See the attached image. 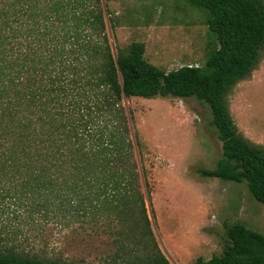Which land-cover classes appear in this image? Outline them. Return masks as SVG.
Here are the masks:
<instances>
[{
    "label": "trees",
    "instance_id": "obj_1",
    "mask_svg": "<svg viewBox=\"0 0 264 264\" xmlns=\"http://www.w3.org/2000/svg\"><path fill=\"white\" fill-rule=\"evenodd\" d=\"M187 1L206 10L216 41L204 65L167 72L145 59L142 42L113 52L106 0H0V201L30 200L44 215L53 200L98 216L109 208L119 222L131 219L137 243L148 248L126 264H171L151 229L123 106L124 98L160 97L207 106L222 153L198 173L245 183L264 205V154L236 135L222 103L224 88L264 44V1ZM9 239L0 228V264H73L19 250ZM188 264H264V233L236 222L221 254Z\"/></svg>",
    "mask_w": 264,
    "mask_h": 264
},
{
    "label": "rangeland",
    "instance_id": "obj_2",
    "mask_svg": "<svg viewBox=\"0 0 264 264\" xmlns=\"http://www.w3.org/2000/svg\"><path fill=\"white\" fill-rule=\"evenodd\" d=\"M106 6L113 52L142 42L145 59L167 72L204 65L216 41L202 8L187 0H106ZM222 103L236 135L264 154V44L224 88ZM123 106L136 134L133 154L151 229L171 264L221 254L226 229L236 222L264 233V205L245 183L198 173L214 168L222 153L206 105L195 98L130 97ZM53 205L44 215L30 200L20 206L0 201V228L19 250L73 264H126L148 253L131 219L119 222L109 208L98 216Z\"/></svg>",
    "mask_w": 264,
    "mask_h": 264
}]
</instances>
